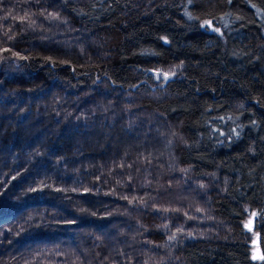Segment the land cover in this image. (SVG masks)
Returning a JSON list of instances; mask_svg holds the SVG:
<instances>
[{
    "label": "trees",
    "instance_id": "trees-1",
    "mask_svg": "<svg viewBox=\"0 0 264 264\" xmlns=\"http://www.w3.org/2000/svg\"><path fill=\"white\" fill-rule=\"evenodd\" d=\"M259 256L264 0H0V264Z\"/></svg>",
    "mask_w": 264,
    "mask_h": 264
},
{
    "label": "rangeland",
    "instance_id": "rangeland-1",
    "mask_svg": "<svg viewBox=\"0 0 264 264\" xmlns=\"http://www.w3.org/2000/svg\"><path fill=\"white\" fill-rule=\"evenodd\" d=\"M253 224V221H250L249 223H248V226H251Z\"/></svg>",
    "mask_w": 264,
    "mask_h": 264
},
{
    "label": "snow or ice",
    "instance_id": "snow-or-ice-1",
    "mask_svg": "<svg viewBox=\"0 0 264 264\" xmlns=\"http://www.w3.org/2000/svg\"><path fill=\"white\" fill-rule=\"evenodd\" d=\"M255 258V257H254ZM261 259H264V257H261Z\"/></svg>",
    "mask_w": 264,
    "mask_h": 264
},
{
    "label": "water",
    "instance_id": "water-1",
    "mask_svg": "<svg viewBox=\"0 0 264 264\" xmlns=\"http://www.w3.org/2000/svg\"><path fill=\"white\" fill-rule=\"evenodd\" d=\"M262 256H259V258H261Z\"/></svg>",
    "mask_w": 264,
    "mask_h": 264
}]
</instances>
